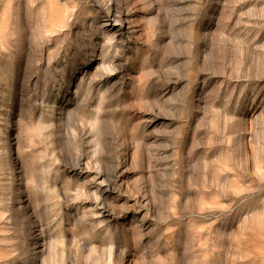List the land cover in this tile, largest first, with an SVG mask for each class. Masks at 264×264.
<instances>
[{
	"label": "rangeland",
	"instance_id": "obj_1",
	"mask_svg": "<svg viewBox=\"0 0 264 264\" xmlns=\"http://www.w3.org/2000/svg\"><path fill=\"white\" fill-rule=\"evenodd\" d=\"M0 264H264V0H0Z\"/></svg>",
	"mask_w": 264,
	"mask_h": 264
}]
</instances>
